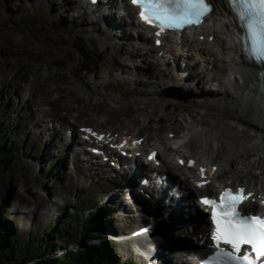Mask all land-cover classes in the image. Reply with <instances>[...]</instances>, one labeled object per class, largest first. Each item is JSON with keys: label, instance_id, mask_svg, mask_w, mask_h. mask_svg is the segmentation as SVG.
<instances>
[{"label": "rangeland", "instance_id": "obj_1", "mask_svg": "<svg viewBox=\"0 0 264 264\" xmlns=\"http://www.w3.org/2000/svg\"><path fill=\"white\" fill-rule=\"evenodd\" d=\"M49 2L50 4H39L35 0H0V141L4 143L6 140L5 151L11 154L14 160L12 168L0 175V193L5 190L3 197L0 196V218L4 224L0 227L12 228L21 245L29 238L34 242V247H39L45 244L44 237L52 232L53 226L60 222L63 224L61 236L64 243L69 245L70 249L81 251L78 242L86 234L81 227L82 216L78 215V212L85 211L88 218L93 217L98 222L100 235L105 240L117 243L122 261H128L129 264H153L147 256L144 257V253L148 251L147 244L142 239L129 240L138 224L128 227L133 215L121 202L123 199L128 204V189L119 194L121 188L115 184L110 187L95 178L90 179L88 166H79L72 153L68 152V156H65L64 151H52L46 139L39 142L38 120L42 118L45 110L57 117H66L68 123L61 133V138L65 137L66 130L70 131V122L75 123L76 120L80 125L92 126L98 131L128 132L136 137H143L148 133L149 140L152 141L157 135L156 129L160 126L156 125L159 116L165 117L166 120L161 131L164 138L170 132L178 135L175 128L181 127L169 121L168 113L162 107L159 108L158 115H153L156 124L150 125L145 120V114L152 111L154 102L167 99L173 104L192 106L191 102H198L200 93L207 94L208 88L199 82L198 88L190 85V88L184 85L168 88L153 85L150 89L141 87V83L147 84L151 78L158 84L162 83L163 73L160 74V69V73L157 70H144V74H134L137 78L131 75L139 84L131 82L129 76H123L119 72L111 71L112 75L109 76L111 67L117 64V61L118 66L124 65L126 70L135 72L139 65H143L139 59L141 56L118 55L115 59L111 57L110 50L103 54L98 41L105 36V32L101 30L105 27L102 21L95 23L93 27L89 24L85 33H82L84 20L76 19V13L70 9L69 14L64 12L69 3L77 6L76 1L67 0L66 4H61L63 0ZM225 36L221 35L229 45V36ZM76 38L80 39L93 60L92 65L85 69L81 68L83 57L72 47ZM132 38L130 43L136 44L135 36ZM126 39L130 40V37ZM150 44L152 45V41ZM214 50L218 52L219 59L227 60L229 68L234 67L229 62L231 53H223L218 46ZM221 53L222 55H219ZM142 55L150 62L151 67V61L146 54ZM164 60L168 64L164 69L171 71L175 68V60L172 57H166ZM187 62L192 64L193 60ZM197 69L200 70L198 64ZM191 72L194 77L195 72ZM183 74L186 75V72ZM171 77L172 75H169L166 81L172 83ZM194 78L197 79L196 75ZM199 79L202 82L201 78ZM28 81L36 83L31 85L32 89L28 86ZM4 83L7 84V89L3 88ZM17 85L23 86L26 92L20 97L23 104L19 106L16 105L19 100L16 96L20 94ZM60 97L63 99L55 105L51 103V99ZM207 98L211 104L224 105L216 95H208ZM255 99L264 110V102L259 96H255ZM135 103L140 105L136 106ZM180 114L184 112L178 111L175 116ZM206 114L209 120L219 115L212 111ZM254 154L258 155L259 150L252 152L253 156ZM244 163L245 159H238L236 165L240 167ZM253 172L254 175L259 174L256 170ZM81 174L84 176L81 177ZM233 178L237 183L253 184L255 181L251 175L240 173L234 176L230 168L223 169L224 182ZM99 185L104 188L100 189ZM89 198L94 200L92 206L89 205ZM136 210L138 205H135V212ZM99 211L101 213H98ZM163 224L173 227L168 225L171 224L170 221H164ZM189 233L190 231L184 234L176 231L170 235L174 241H186L191 245L190 237L194 234ZM164 264L171 262L166 260Z\"/></svg>", "mask_w": 264, "mask_h": 264}, {"label": "bare ground", "instance_id": "obj_2", "mask_svg": "<svg viewBox=\"0 0 264 264\" xmlns=\"http://www.w3.org/2000/svg\"><path fill=\"white\" fill-rule=\"evenodd\" d=\"M35 1L39 4H50L49 0ZM66 1L67 0H63V3L61 4H66ZM74 1H76L77 6L69 3L66 5L64 12L65 14H69L68 9H70L72 12L76 13V19L79 18L84 20L82 33H85V28H87L89 24L92 25L90 27H93L95 23H99L100 21L103 22L105 27L101 28V30L105 32V36L98 40L103 54H106V52L110 50L111 57L115 59L118 55L134 57L138 54L141 56L139 59L143 65H139V68H137L135 72L130 69H127V71L125 68L126 66L124 67V65L118 66L119 62L117 61V64L111 67L109 76L112 75L113 71L119 72L123 76H129L132 79L131 82L139 84L138 81H135L132 78V76L137 78L134 74H138L139 76L144 74V70L152 72L160 69L161 73L158 72L160 74L163 73L161 76L162 83L158 84L154 78H151L147 84L141 83V87L150 89L153 85H156L158 88H160V86L162 88H168L179 85L189 87L190 85V87L198 88L197 83L199 82L208 88V93L203 94L204 92H201L198 97L200 100H198V102H191L192 106L176 103L173 104L167 99H164L161 102H154L152 111L147 114L144 113L145 120L148 121L150 125H153V123L156 122L153 115H158V110L162 107L166 109L169 121H173L175 125L181 126L175 128L178 130V135L173 132H170L169 134L173 135L176 139L189 138L188 141L184 145H179L178 150L168 147L166 139L161 135V131L164 129L165 117L159 116L158 124L155 123L156 125H160L159 128L156 129L157 135L154 137L152 136V141L149 140V137L147 136L144 142L137 147L130 145L128 148H124L123 151L128 152L131 156H136L137 154H140V156L135 160L126 159V162L120 161V167H112L108 164V160L111 156L105 159L104 164L93 162V156L85 149L86 147H81L82 143L80 142V137H82V134L77 129V126L72 127V124H70V130H72L71 135L73 136L72 141L67 140V134L65 135L66 138H61V133L65 129L68 119L66 117H57L53 113L49 114L47 110L44 111L42 118L38 120L39 134H36L37 138L39 139V142H41L42 139H46L47 143L51 145L52 151H58L59 153L64 151L65 156H68V152L72 153L74 151V143H78L80 147L74 151V156L75 161L79 166L83 167L84 165H89L87 171L89 172L90 179L95 178L99 182L105 183L110 187L115 185L120 187L121 189L118 191L119 194L122 192L125 193V189H127L126 181L128 180L131 184H135L138 180L142 181V179L152 171L159 172L162 176L168 175L170 184L174 186L161 190L155 203H148L149 206H143L141 204L144 208L142 214H140L139 210H136L139 214L135 212V206L132 203L126 204L123 199L121 200L123 207L133 215L131 216L133 221L130 220L128 227L132 224L135 226L138 224V227L135 228L130 235L129 240L142 239V241L147 244L146 249L148 251L144 253V257L147 256L149 262L153 261V263L164 264L167 260L171 262V264H177V262H180V264L191 263L194 261V257L186 253L193 252L194 247L191 245L185 246V249H180L183 245H188V242L174 241L172 240L170 233L178 231L179 233L181 232L184 234L185 232L190 231L189 228L184 229L183 227L185 222L189 220L185 217L187 208H196V214L200 218V220L196 217L193 219L195 222V229H197L199 225H207L208 219L203 213H201L196 203L192 201L193 189L190 186V181H183L176 177V175L183 174L179 173V171H183L186 168L180 166L176 167L174 164L169 166L168 161L165 159L167 152L174 155H180L177 157L178 160L183 158L181 156L182 149H189L188 153H192V158L197 162L202 163L203 166H207L209 174H213L214 179H216L215 181L219 184L218 188L222 185L228 186L230 183H234V181L230 182L234 178L229 179L227 182L219 180V178L222 177L223 169L230 168L234 176L239 175L240 173L251 175L255 180L253 184L240 182L237 186L246 187L247 193H253L254 198H264V110L261 109L255 99V96H259L260 100L264 102V95L255 83L259 79V76L254 71L247 69V64L243 58L238 57V47L235 44L236 28L235 26L233 27L230 21V11L224 0H211L215 6V11L212 16V24L202 29L192 43H189V40H187L185 35L176 39H173V36L164 37V44L160 48H156L155 45L150 44L152 38L148 33L152 30L143 31V28H141L138 22L135 21L133 15L134 11L127 0H106L102 5L107 7V9L99 12L93 11L92 7H89L82 0ZM136 32L138 33L137 39L135 38L136 44H131L130 42L133 41L132 37H134V33ZM222 34L229 35L233 41V45H227V42L221 37ZM200 36H204L207 39L210 37L214 38V42H206V45H212L210 47L211 50L205 47L203 43H200L198 40V37ZM127 37H130V40H127ZM214 46L221 48L223 53L229 52L232 54L233 52V56L230 55L232 57H230L229 61L234 66L235 75V83L232 85V89L229 87L225 78L226 74L230 71V68L227 66L228 62L224 58L219 59L215 51L212 50ZM122 51H124L123 55L121 54ZM160 53H163L164 56ZM142 54H146V57L151 61V67L149 64L150 62H147L145 56ZM219 55H222V53ZM168 56L175 60V68L171 71L164 69V67L168 66L166 65V60H164ZM188 60L194 61L192 64H188ZM240 62L242 66L240 65ZM197 64L199 65L200 70L197 69ZM243 66L244 68H242ZM191 69L195 72L194 77L196 75L197 79L191 74ZM185 72L186 75L183 74ZM169 75H172V83L166 81V78H169ZM202 76L206 77L202 78ZM237 77L243 79V82H238ZM147 78L149 77L147 76ZM199 78H201L202 82H200ZM138 79L142 80L139 77ZM28 82L30 83L28 86L31 87V89V85L36 84L33 81ZM4 86L5 87L3 88L7 89V84ZM17 88L20 94L16 96L17 98L19 97L16 105L19 106L23 104V102L20 101V97L22 98L26 92H24L25 89L21 85H17ZM53 90L55 91L56 89ZM156 91L157 89L154 90V92ZM59 94H61V92ZM206 95L211 97L216 95V97H220L221 103L224 105H216V103L211 104L210 99H208ZM62 99V97L51 99V103L55 105L56 102H59ZM135 105L139 106L140 103H135ZM262 107H264V104ZM210 108H213V110H210ZM178 111H182L184 114H180L176 117L175 114ZM200 111H204V113ZM211 111L218 113L219 115L213 116L210 121L207 119L208 115L206 112ZM49 118H51L50 122ZM189 120L191 122H189ZM219 123H221V125ZM250 131H253V133ZM109 132L110 131H103L101 133L108 134ZM122 134L129 135L127 133ZM76 135H79V140L77 139V141L75 140ZM112 136H114V134H112L111 137ZM106 140L108 139H105V141ZM35 146L37 145L35 144ZM258 150L259 154H254L255 156H253L252 152ZM153 152H156L155 161H161L162 166H154L151 160H149L150 162L147 164L143 159V157H151ZM80 155H82L85 160L78 159ZM204 155L208 157L205 158ZM238 159H245V163L240 167H237L236 165ZM141 166H145V168L140 171L132 172L134 167L141 168ZM214 167H217L216 171H214ZM255 170L259 171L258 175L253 174V171ZM83 176L84 175L81 174V177ZM120 178H123L124 186ZM198 181L200 180H195V186ZM111 183H113V185ZM107 185H105L106 188ZM176 186H179L181 191L189 193L186 205H183L181 200L176 201L174 196H169L170 194L168 190L171 191ZM215 186H217V184L213 185V187ZM99 188H104V186L99 185ZM140 188L142 187L140 186ZM131 196L135 199V203H138L136 199H140L141 202H144L140 198L141 195L138 192L131 193ZM107 198L109 199V197ZM166 198H170V202L167 206ZM252 205L254 207L259 206L257 203L253 204L250 202L248 207H251ZM163 217H167V219L169 218L167 221H170L171 224L168 225L173 227L165 226L164 224L167 222L163 224L165 221H163V219H165ZM149 225L151 226L152 231L150 233H142L141 229H143V227L147 228ZM156 232L157 234L162 233V235L160 237L154 236ZM201 232L202 230L199 231V233Z\"/></svg>", "mask_w": 264, "mask_h": 264}, {"label": "snow or ice", "instance_id": "obj_3", "mask_svg": "<svg viewBox=\"0 0 264 264\" xmlns=\"http://www.w3.org/2000/svg\"><path fill=\"white\" fill-rule=\"evenodd\" d=\"M140 7V18L160 29L182 30L199 25L213 11L211 0H132ZM242 29L241 40L250 57L264 63V0H230ZM159 43V41H157ZM203 172V170H202ZM248 197L244 190L225 192L220 203L205 198L202 203L212 209L214 231L211 234L216 251L203 264H264V218L243 215L238 206ZM221 245L229 246L225 250ZM247 249L241 254L242 247ZM254 254V256H253Z\"/></svg>", "mask_w": 264, "mask_h": 264}, {"label": "trees", "instance_id": "obj_4", "mask_svg": "<svg viewBox=\"0 0 264 264\" xmlns=\"http://www.w3.org/2000/svg\"><path fill=\"white\" fill-rule=\"evenodd\" d=\"M6 146V140L4 143L0 141V175L9 171L14 163L11 154L5 151ZM4 192L5 190L0 196L3 197ZM7 192L9 193L10 189ZM92 201L94 200L89 198L90 206ZM86 214L85 211L78 212V215L82 216L81 227L86 234L78 242L81 251L70 249V246L64 243L61 236L63 224L60 222L53 226L52 232L44 237L45 244L39 247H34V242L29 238L21 245L12 228L0 227V264H129L128 261L121 260L117 243L105 240L100 235L98 222L93 217L88 218ZM0 226H4L1 218Z\"/></svg>", "mask_w": 264, "mask_h": 264}, {"label": "water", "instance_id": "obj_5", "mask_svg": "<svg viewBox=\"0 0 264 264\" xmlns=\"http://www.w3.org/2000/svg\"><path fill=\"white\" fill-rule=\"evenodd\" d=\"M73 48L76 49L85 59V63L83 65V68L87 67L91 63L89 62V56L85 49L80 45L79 40L75 41Z\"/></svg>", "mask_w": 264, "mask_h": 264}]
</instances>
